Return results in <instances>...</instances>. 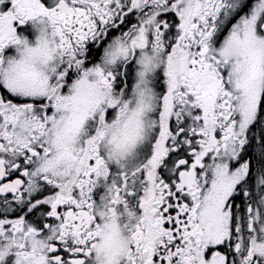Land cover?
<instances>
[{
  "label": "snow or ice",
  "instance_id": "snow-or-ice-1",
  "mask_svg": "<svg viewBox=\"0 0 264 264\" xmlns=\"http://www.w3.org/2000/svg\"><path fill=\"white\" fill-rule=\"evenodd\" d=\"M0 264H264V0H0Z\"/></svg>",
  "mask_w": 264,
  "mask_h": 264
}]
</instances>
